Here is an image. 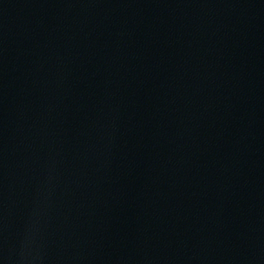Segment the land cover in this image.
I'll return each instance as SVG.
<instances>
[{"label": "water", "instance_id": "95a60500", "mask_svg": "<svg viewBox=\"0 0 264 264\" xmlns=\"http://www.w3.org/2000/svg\"><path fill=\"white\" fill-rule=\"evenodd\" d=\"M0 264H264V0H0Z\"/></svg>", "mask_w": 264, "mask_h": 264}]
</instances>
